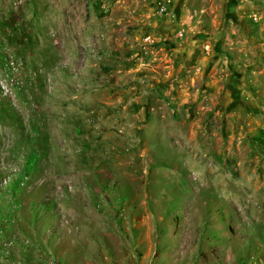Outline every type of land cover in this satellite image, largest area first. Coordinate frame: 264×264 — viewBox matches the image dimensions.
I'll return each mask as SVG.
<instances>
[{
  "label": "rangeland",
  "instance_id": "374dc122",
  "mask_svg": "<svg viewBox=\"0 0 264 264\" xmlns=\"http://www.w3.org/2000/svg\"><path fill=\"white\" fill-rule=\"evenodd\" d=\"M0 264H264V0H0Z\"/></svg>",
  "mask_w": 264,
  "mask_h": 264
},
{
  "label": "bare ground",
  "instance_id": "6f19581e",
  "mask_svg": "<svg viewBox=\"0 0 264 264\" xmlns=\"http://www.w3.org/2000/svg\"><path fill=\"white\" fill-rule=\"evenodd\" d=\"M173 7H174V4L171 5V8H172V9H173Z\"/></svg>",
  "mask_w": 264,
  "mask_h": 264
}]
</instances>
